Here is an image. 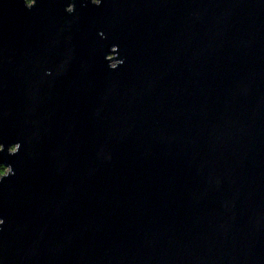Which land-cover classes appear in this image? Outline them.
<instances>
[{
    "label": "water",
    "instance_id": "1",
    "mask_svg": "<svg viewBox=\"0 0 264 264\" xmlns=\"http://www.w3.org/2000/svg\"><path fill=\"white\" fill-rule=\"evenodd\" d=\"M0 166V264H264V0H0Z\"/></svg>",
    "mask_w": 264,
    "mask_h": 264
},
{
    "label": "clouds",
    "instance_id": "2",
    "mask_svg": "<svg viewBox=\"0 0 264 264\" xmlns=\"http://www.w3.org/2000/svg\"><path fill=\"white\" fill-rule=\"evenodd\" d=\"M99 3H100V0H91V4L94 6H99ZM65 11L68 13H71V11H69V7L66 8ZM9 174H10V172L6 176H4L3 178H6ZM3 178H0V179H3ZM0 223H2V221H0Z\"/></svg>",
    "mask_w": 264,
    "mask_h": 264
},
{
    "label": "trees",
    "instance_id": "3",
    "mask_svg": "<svg viewBox=\"0 0 264 264\" xmlns=\"http://www.w3.org/2000/svg\"><path fill=\"white\" fill-rule=\"evenodd\" d=\"M33 0H25L26 3L30 4ZM6 171V167L0 166V176Z\"/></svg>",
    "mask_w": 264,
    "mask_h": 264
},
{
    "label": "rangeland",
    "instance_id": "4",
    "mask_svg": "<svg viewBox=\"0 0 264 264\" xmlns=\"http://www.w3.org/2000/svg\"><path fill=\"white\" fill-rule=\"evenodd\" d=\"M116 57H112V58H110L111 60H112V62H111V65H115V64H117V62L114 60ZM10 171V169L8 168V172Z\"/></svg>",
    "mask_w": 264,
    "mask_h": 264
}]
</instances>
